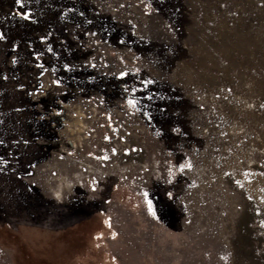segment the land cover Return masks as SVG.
Here are the masks:
<instances>
[{
	"label": "rangeland",
	"instance_id": "obj_1",
	"mask_svg": "<svg viewBox=\"0 0 264 264\" xmlns=\"http://www.w3.org/2000/svg\"><path fill=\"white\" fill-rule=\"evenodd\" d=\"M0 264H264V0H0Z\"/></svg>",
	"mask_w": 264,
	"mask_h": 264
},
{
	"label": "snow or ice",
	"instance_id": "obj_2",
	"mask_svg": "<svg viewBox=\"0 0 264 264\" xmlns=\"http://www.w3.org/2000/svg\"><path fill=\"white\" fill-rule=\"evenodd\" d=\"M16 3H21V0H16ZM24 15H27L26 13L24 14ZM121 75L123 76V75H125L124 73H121ZM129 103H133V101H129Z\"/></svg>",
	"mask_w": 264,
	"mask_h": 264
}]
</instances>
